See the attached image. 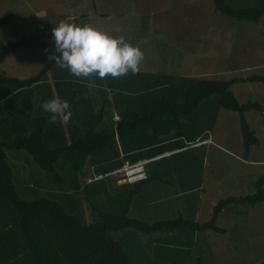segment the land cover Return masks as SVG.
<instances>
[{"label":"trees","instance_id":"trees-1","mask_svg":"<svg viewBox=\"0 0 264 264\" xmlns=\"http://www.w3.org/2000/svg\"><path fill=\"white\" fill-rule=\"evenodd\" d=\"M212 1L214 10L233 20L256 22L264 15L263 3L255 7L235 8L226 0ZM10 18L11 14L1 17L0 28L8 24ZM47 45V40H40L36 36H20L14 42L1 44L0 65L7 55L19 48ZM56 68V61L49 60L35 75L23 79L8 76L0 69V264H131L122 245L110 235L111 232L134 229L150 234L175 227H188L201 232H223L217 226L216 219L224 207L231 203L255 205L264 202V187L259 179L254 193L218 200L210 218L205 222L199 223L193 217L190 219L181 214L173 219L148 221L144 218L146 215L137 216L129 205L134 191L130 192L128 200L120 208L115 209L118 211H112L105 206L106 203L110 205V201L112 203L114 197L109 193L113 190L108 191L100 183L108 178L87 182L89 177L129 160L123 152L128 135L141 133L153 120L164 115L189 118L197 112L202 114L206 111V105L212 101L217 102L219 107L238 113L243 145L248 150L257 139L244 113L259 111L262 107L256 101L238 102L231 86L245 81L264 83V76L252 73L225 80L189 79L190 84L186 86L180 103L162 96L145 102L139 112L127 119L120 117L118 121L113 120L114 116L110 120L106 117L105 101L96 108L98 103H93L85 84H79L83 91L77 89L73 90L71 97H58L62 101L73 100L74 106H70V111L72 113L74 109V113L70 122L62 124L58 117L56 124H49L50 113L42 108V103L48 100L46 93L39 87L38 96H35L32 87L42 83L46 73L51 72L54 76ZM61 72H65V75ZM58 73L61 74V81L64 80L63 84L73 85L68 69H60ZM57 81L54 82L56 91ZM212 95H217V98H212ZM120 138L121 149L117 146V139ZM11 151L22 152L23 156L28 153L40 169L51 173L56 180L63 179L56 174V169L61 168L63 162L70 163L72 169L68 173V191L82 190L85 197L96 192L106 194L103 196L106 197L104 204L96 209L97 219L85 222L80 210L66 209L51 197L35 195L37 197L27 199L34 193L32 190L21 195L13 181V169L7 161V153ZM89 163L94 165L93 174L83 170ZM29 178L39 183L34 175L30 174ZM95 183H100V188H94ZM261 264H264V260Z\"/></svg>","mask_w":264,"mask_h":264},{"label":"rangeland","instance_id":"rangeland-1","mask_svg":"<svg viewBox=\"0 0 264 264\" xmlns=\"http://www.w3.org/2000/svg\"><path fill=\"white\" fill-rule=\"evenodd\" d=\"M226 2L235 8L255 7L259 5V3L264 4V0H226ZM94 8H96L98 12L103 11L108 14L113 13L115 9L126 8L128 15L126 18L128 21L121 24V27L124 28L122 29V31H124V36L144 37L148 46L151 44L152 48L154 44L165 43V50L169 53V57L172 53V55L175 56V61H178L179 56H183L187 59L186 68H189L188 72H190L193 77L228 79L229 77H242L252 73L264 74V68L254 69L246 63V59L243 61L244 59H240L239 57H227L229 55L228 53H232V51L239 52V47L237 45L240 46V43L245 39L250 46L262 44L261 39L258 40L253 33L255 24L245 20H229L228 17L214 10L212 0H0V18L6 14H11L8 24L0 28V45L14 42L20 36H36L40 38V40H47L49 42L47 47H23L17 49L7 55L1 63L0 69L6 75L17 78H28L35 75L46 62L51 60L49 57L55 53V42L52 30L60 21L75 23L74 17L79 19L80 14L87 13L88 16L92 17H90L85 24L89 25V22H91L92 27L101 30L96 20L98 17L92 15L95 14L92 12L95 10ZM212 17L215 19L216 28L215 26L211 27L213 21ZM103 23H105L108 28L109 25H111L109 21H103ZM40 24L44 25L49 30V33L46 34L41 31L38 28ZM77 24L80 26L85 25L82 22ZM243 24L247 28L243 27ZM196 25L197 27H195ZM239 26L242 27L241 30H239ZM217 28L219 31L222 28L227 30V32L229 31L228 29L232 30L229 36H233L239 41L227 54H224V52H226L224 50L223 53L218 52L220 47L222 49L224 48L225 43L222 45L221 41V44H216L218 40L215 34L219 33ZM197 31L198 34L196 38ZM173 34L182 36L180 39L186 38V40H184L183 43H178L180 39L177 37H169V35ZM219 34L223 36L224 33L220 32ZM192 35L194 37L193 40L191 39ZM210 38L212 39L211 41ZM190 45H193L192 49L189 48ZM148 46L146 45V50L140 47L144 54L146 53L147 55L145 54L144 59L146 65H140L139 75L144 72V69H151L153 71L160 67L158 66V61L156 60V63H154L153 60V52L160 50H154L148 48ZM160 47L163 50V47ZM55 54L59 55V53ZM147 58H149L148 60L150 61L147 62ZM169 60L168 58L166 62H169ZM181 72L183 73L182 70H178L175 71V74L177 75ZM97 84V86L102 89L101 81ZM179 84L182 85L183 83L179 82ZM242 88L248 89L254 96L258 93L261 99L264 98V84L246 82L244 84H237L233 87L235 95L240 102L244 100V97L240 96L237 91L242 90ZM131 89L132 91H121L116 89L109 91L104 89L108 99L105 101V111L107 114L106 117L109 120L114 112L118 113L122 119H127L134 113L139 112L145 102L158 99L164 94L162 91L144 94L146 87L143 85H134ZM116 91L122 92L124 95L119 102H117V98L113 96ZM177 91L178 96H167L166 99L174 102H181L184 91ZM127 93L135 96L138 94L142 95L140 98L135 97L138 102H140L141 99L142 104L140 102V106L139 104L132 105L135 108L133 111L128 109L126 99L128 98L129 101L132 97L127 96ZM244 93H246L245 90ZM126 96L127 98L124 99ZM211 97L217 98V95H212ZM261 102L263 103V101ZM137 106H139V108H137ZM255 113V111H250L246 115L248 121H250L252 125L254 124L253 116ZM220 114L225 116V119L229 118L231 122H234L235 127L239 126L237 113L220 108ZM262 126L263 125L258 126L262 131V133L259 132L261 139L264 138V127ZM253 127H255V125H253ZM233 128L234 126H232L231 129ZM257 133L258 132H256V135ZM263 142L262 140L260 141L261 145L258 149L260 152L258 153L259 155L264 153ZM121 145V138L117 139V146L119 149H121ZM13 152L14 151L7 153V161L13 169V181L21 195L24 196L25 193L32 190L34 193L32 196H28L29 198L26 196L27 199L37 197L35 195L51 197L62 203L66 209L73 208L80 210L81 218L85 222H93L97 219L98 214L96 209L104 204L103 202H105L106 197L103 196H106V194L102 193V195L96 192L85 197L82 190L79 192H73L72 190L68 191V173L69 171L71 173L72 169L70 163L63 162L62 167L56 169V174L63 178L61 180H56L51 173L40 169L28 153H25L26 155L23 156L21 155L22 152ZM15 154L19 155L15 156ZM59 165L58 162L57 166ZM90 166H92V164H90ZM83 170L88 171V164L83 167ZM30 174L34 175L35 180L39 181V183L35 182L33 178H29ZM100 183H103L104 188H108V191H110L111 189L109 188H113L112 185L114 182L107 179ZM100 183H95L93 187L100 188L98 187ZM123 188L129 187L125 186ZM213 188L217 187L214 186ZM242 188L250 192V189L254 187L244 183ZM244 189L241 191L245 192ZM219 191L222 192V189L219 188ZM216 193L217 192L213 190L212 193H207L205 195L204 200H207L204 201V203L207 206L211 203H217L215 200L217 199ZM109 194L115 195L113 192ZM68 197L70 199H68ZM223 197L224 195H221L220 199ZM134 203L135 202H133V204ZM113 205H115V202H113L112 199V203L111 201L110 205L106 203L105 208L118 211L115 210L116 208H114ZM135 205H132L134 213L137 212L138 215H146L144 218L148 219V221H154L153 210L138 208L135 210ZM206 205L201 206L202 209L199 214H196L193 208L180 210L181 213H177V210L173 208H166L158 212L160 216H163L161 219H173L179 214L191 219L196 214V221L202 223L206 221V215H211L210 212L212 211L211 209L208 211ZM250 208L252 207L248 204H236L222 211L220 216L221 219H226V217H228V219L243 218L242 224L237 229H232V232L230 229L228 232L233 233L235 237L231 236V249L230 251H226L223 258L218 257L217 249L214 248L215 240L218 241L219 239V235L216 236L214 231H209V233L207 231L206 234H208L209 237L201 233L199 235L195 234V238L193 237L194 230L188 227H175L170 230L171 232L168 235L163 233L164 231L155 232L153 234L154 237L158 239L161 237H168L167 239L170 240H168V242H163L165 247L163 246L158 255L159 258H156L154 253L145 255L146 250L144 251L143 248L145 242L150 241L149 236L141 235V232L137 230L127 229L111 232L110 235L120 242L131 264H211V261H216L219 264H229L235 262L234 259L239 261V263H243L245 260L255 255L257 257L264 256V203L256 205L252 210H250ZM232 210H238L240 215H231ZM258 230H263L259 238L253 237L244 240L242 237H250ZM174 235L175 238H173ZM156 243H158L156 244L158 247L161 246L159 241H156ZM166 245L170 248L167 249ZM249 250H251V253Z\"/></svg>","mask_w":264,"mask_h":264},{"label":"crops","instance_id":"crops-1","mask_svg":"<svg viewBox=\"0 0 264 264\" xmlns=\"http://www.w3.org/2000/svg\"><path fill=\"white\" fill-rule=\"evenodd\" d=\"M94 9L95 10H93L92 12H94L95 14L92 15L94 17H98V19L96 20L99 28H101L102 31L108 33L113 37H119L121 35L124 36V31H122V29L124 28L121 27V24L128 21L126 18L128 17L126 8H120L117 10L115 9L113 13L109 14L103 11L98 12L96 8ZM90 17L92 16H88L87 13H82L79 15V19L74 17V20L75 23L82 22L83 24H85ZM212 18L213 21L211 27L215 26V19L214 17ZM103 21L110 22L111 25H109V28L105 25V23H103ZM253 23L255 24V30L253 31V33L255 34V37L258 38V40L261 39L262 44H255L250 46L245 39L242 43H240V46L237 45L239 47V52L232 51V53H228L239 41L237 40V38L229 36L232 30L228 29L229 31L227 32V30L223 28L220 31L217 28L219 33L221 32L224 34L223 36L219 33L215 34L218 40L216 44H221V41L222 45L223 43H225L224 48L222 49L220 47L218 52L223 53L224 51H226L224 52V54L228 53L229 55L227 57H239L240 59H244L243 61H245L246 59V63L248 65H250L254 69H260L264 68V15L259 17V19ZM89 25H92V23L89 22ZM242 26L247 28L244 24ZM195 27H197V25ZM241 29L242 27L239 26V30ZM197 34L198 31L196 33V38ZM124 37L133 46L143 47L144 50H146V45L148 46V43L146 42L144 37H135L129 35ZM169 37H177L178 39H180L182 36L173 34L169 35ZM191 39H194L193 35ZM184 40H186V38L180 39L178 43H183ZM211 40L212 39L210 38V41ZM149 45L150 46H148V48H152V45ZM164 45L165 43L162 42L161 44H154L152 48L154 50H160L153 52L154 63H156L155 61L157 60L158 66H160L159 68L154 69L153 71L151 69H144V72L140 75L128 74L126 77L115 79L110 76L106 79H100L95 76L91 78H77L71 75L70 73V80L73 85L69 86L67 84L62 83V81L64 80L61 81V74L58 73V71L60 72L61 68L57 66V73H53L54 76L51 72H48L46 73L45 80L42 83H38L32 87L33 94L35 96H38V88L40 87V90L46 93L48 100L58 99V97L68 98L71 97V95L73 96V90L76 91L78 89L80 91H83V87H80L79 84H85L88 90L89 97L93 99V103H98L97 105L95 103L96 108H98L101 103L108 100L104 89H107L109 91H111L112 89L121 91H132V86L143 85L144 87H146V91L144 92V94L162 91L164 94L160 97L163 96L166 98L167 96H178L177 90L181 92L182 90L185 91V87L188 85L187 83L189 82L187 80L204 77H193L191 73L188 72L189 68H186L187 59L183 56H179L178 61H175V56L172 55V53L170 57L168 56L169 53L167 52V50H165ZM160 46L163 47V50ZM189 48L192 49L193 45H190ZM168 58L170 60L169 62H166ZM148 59L149 58L146 59L147 62L150 61ZM141 65H146L144 60L142 61ZM178 70H182L183 73L181 72L180 74L176 75L175 71ZM61 73L65 75V72ZM262 76H264V74H262ZM230 78L233 77H229L228 79ZM56 79L59 83L58 85V83L56 82L58 91H56L54 85ZM216 80L225 79L216 78ZM97 81H101L102 89L101 87L97 86ZM179 82L183 84L180 85ZM246 82L250 81L234 83L231 86L232 92L234 91V86H236L237 84H244ZM244 90L246 93H244ZM237 92L240 96L244 97V100L241 101L242 103L247 101H256L262 107L259 111L250 110L256 112L253 116V125H255V127H253L252 123L248 121L246 116L247 113L250 111L244 113L246 122L248 123L250 129L256 136L257 142L255 144L250 145L249 149L245 150L240 124L239 126L235 127L234 122H231L229 118L225 119V116L220 114V108L222 107H219L217 105V102L215 101L209 102L206 105V111H203L202 114H199L197 112L195 116H190L189 118L185 116L175 118V115L169 114L166 116L164 115L162 117H158L153 120L152 123L149 124L146 128H144L141 133L133 136L128 135L125 139L126 147L123 152L125 155L124 157L126 159H129L130 161H136L141 159L151 160L146 164L148 178L143 182L136 184H128L122 181H117L116 179H111V181L114 182L112 185L113 188H111V190H113V193L115 194L114 196H112L114 197L113 202H115L116 204L115 208H120L124 201L128 200L130 192L134 191V194L129 199V205L132 206L136 203L135 210L137 208L144 210H153V220H161L163 216H160V213L158 211L164 210L166 208L176 209L177 213H181L180 210H186V208H193L196 214H199L200 210L202 209L201 206L206 205L204 203V201L207 200H204L205 195L207 193H212L213 190L214 192H217V199L215 200L218 201L220 200L221 195H224L223 198H226L229 196H241L254 193L256 191V181L259 179H261L262 185L264 187V153L262 155L258 154L260 153L258 150L261 145L260 141H264V138L261 139V136L259 134V132L262 133V131L260 128H258V126L260 125H263L262 127H264V98L261 99V96L258 93H256V95L254 96L248 89L244 88H242V90H238ZM233 94L235 95V91L233 92ZM113 96L117 98V102H119L120 99L124 97L122 92L118 91H116ZM127 96H131L132 99L128 101ZM127 96L126 98L128 103V109L130 111L135 110L132 105L139 104L140 106V102L142 104L141 99L140 102L135 99V97L140 98L142 95L138 94L137 96H135L130 93H127ZM261 101H263V103ZM238 102L240 101L238 100ZM68 103H70V106H74L73 100L69 101ZM139 106H137V108H139ZM215 111L216 114L214 115ZM72 113H74V109H72ZM112 116H118L119 118L121 117L116 112H114ZM232 126H234L233 129H231ZM256 132H258L257 135ZM90 164L91 163L88 164V171L93 174L94 172H92V170H94V165L92 164V166H90ZM244 183L250 184L254 188H251L250 192H247L244 188H242V186H244ZM125 186L129 188H123ZM214 186L217 188H213ZM219 188L222 189V192L219 191ZM106 189L108 190V188ZM243 189L245 192L241 191ZM133 202L135 203L133 204ZM263 203L264 202H260L255 205H250L252 207L250 208V210H252L253 207H255L256 205ZM214 205V203L209 204V206L206 205L208 211L210 209L212 210ZM232 205L236 204L231 203L224 207L219 212L216 219V224L220 225L217 226L224 230L223 232L214 231L216 233H214L216 236L219 235L218 241L215 240L214 242V248L217 249L219 258H223L226 254V251H230L231 249V236H233V233L228 232L230 231V229L231 232L232 229H237L243 222V218H220L222 211H224L228 207H231ZM238 205H243V203H240ZM135 213L136 215L138 214L137 212ZM235 214L240 215V212L238 210H232L231 215ZM195 216L193 218L196 221ZM209 217L210 215H206V221L209 219ZM163 231V233H165L166 235L171 232L170 230ZM207 231L209 233V231L212 230H206L202 232L194 230L193 237L195 238V234L199 235L201 233L206 236L208 235L206 234ZM262 232L263 230H258L255 231L250 237H242L244 238V240H248L249 238L251 239L253 237L259 238ZM154 233L155 232L150 234L141 233V235L149 236L150 240L149 242H145L143 250H146L145 255H150L151 253H154V256L156 258H159L158 255L160 254L164 246L163 242H168L169 239H167L168 237H161L158 239L154 237ZM207 237H209V235ZM173 238H175V235L173 236ZM156 241L160 242V247L156 245L158 244L156 243ZM166 247L167 249L170 248L167 245ZM249 251L251 253V250ZM263 260L264 256L257 257L255 255L251 258H248L243 263H239V261L234 259L235 262H231L229 264H261ZM211 264L219 263L216 261H211Z\"/></svg>","mask_w":264,"mask_h":264},{"label":"clouds","instance_id":"clouds-1","mask_svg":"<svg viewBox=\"0 0 264 264\" xmlns=\"http://www.w3.org/2000/svg\"><path fill=\"white\" fill-rule=\"evenodd\" d=\"M55 53L49 58L56 66L68 69L74 77L100 79L121 78L129 73L137 75L145 54L121 35L113 37L108 33L85 24L60 21L52 30ZM45 112L50 113L49 124H56L58 117L62 124L70 122L72 113L68 101L51 99L42 103ZM111 180V179H110Z\"/></svg>","mask_w":264,"mask_h":264},{"label":"built area","instance_id":"built-area-1","mask_svg":"<svg viewBox=\"0 0 264 264\" xmlns=\"http://www.w3.org/2000/svg\"><path fill=\"white\" fill-rule=\"evenodd\" d=\"M39 29L47 33L49 30L44 25H39ZM114 121H118L119 117L114 116ZM156 158V157H155ZM154 159V158H153ZM151 159H141L136 161L124 160L123 163L110 170L98 173L92 178L89 177L87 182L92 180L116 179L128 184H136L145 181L148 178L146 164Z\"/></svg>","mask_w":264,"mask_h":264},{"label":"water","instance_id":"water-1","mask_svg":"<svg viewBox=\"0 0 264 264\" xmlns=\"http://www.w3.org/2000/svg\"><path fill=\"white\" fill-rule=\"evenodd\" d=\"M121 124H119V126H120ZM119 135H121V132L119 133Z\"/></svg>","mask_w":264,"mask_h":264}]
</instances>
